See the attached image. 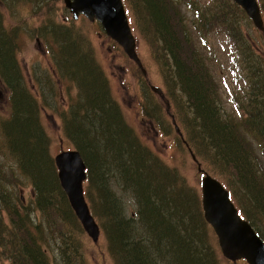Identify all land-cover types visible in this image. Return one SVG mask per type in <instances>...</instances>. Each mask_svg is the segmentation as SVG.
I'll return each instance as SVG.
<instances>
[{"label": "trees", "instance_id": "trees-1", "mask_svg": "<svg viewBox=\"0 0 264 264\" xmlns=\"http://www.w3.org/2000/svg\"><path fill=\"white\" fill-rule=\"evenodd\" d=\"M27 1L41 11L43 0ZM11 2L0 0V6ZM124 3L153 59L161 63L162 56L167 58L169 69L161 65V74L168 92L176 87L191 115L187 121L181 118L182 128L176 119L187 148L224 185L241 217L264 242V60L253 54L242 34L237 15L243 11L231 0L199 4L205 11L195 0ZM186 9L193 13L187 20L182 12ZM3 20L0 13V83L9 95V116L0 118V137L20 173H8L0 163V264H51L46 255L50 240L56 246L53 264H89L83 247L91 241L60 186L49 155L51 140L41 125L40 112L50 104L45 93L37 99L27 88L17 59L20 33L5 28ZM215 28L239 53L247 73L239 120L224 114L212 72L195 45L194 34L202 40ZM53 30L55 38L66 41L59 50L66 56L57 59L56 77L77 90L64 134L86 165L87 187L94 193L87 201L113 264H217L206 240L198 191L126 125L92 51ZM45 74L50 82L52 77ZM177 141L185 147L180 138ZM22 180L31 185V208L41 213L40 221L23 212V198L13 191ZM113 181L134 198L132 215L125 214L115 197Z\"/></svg>", "mask_w": 264, "mask_h": 264}, {"label": "rangeland", "instance_id": "rangeland-1", "mask_svg": "<svg viewBox=\"0 0 264 264\" xmlns=\"http://www.w3.org/2000/svg\"><path fill=\"white\" fill-rule=\"evenodd\" d=\"M10 1L12 2L6 6H0V13L4 18L5 28L18 29L17 32L20 33L22 47L20 53L17 54V59L27 88L37 99H41L39 95L42 92L45 93L50 104L45 110H41L40 118L45 134L51 140L49 155L53 161L60 151L74 149L73 144L66 139L64 128L65 122L71 119L70 101L76 100L77 97V90L75 85L72 86L73 83L56 77L58 75L57 59L66 56L65 53L60 55L59 50L66 41L60 37H54V34L51 33L54 28V30L67 33L70 40H78L81 46L83 44L82 48L92 51L93 60L106 74L111 95L118 103L126 125L154 156L167 166L175 168L186 184L198 191L200 198L202 175L197 172L196 164L192 162L186 147L178 145L177 138L179 137L167 114L166 104L150 90V87L159 88L163 92L169 104V112L173 116L176 113V118L175 116L174 118L175 121L177 119L180 128L183 125L181 118L184 121L191 119L190 112L185 108L184 98L176 87L168 92V82L164 81L161 74V65H165L169 69L167 58L162 56L161 63L153 59L147 43L139 34L134 17L130 13L127 14L131 31L136 39V54L145 75L141 73V69L134 62L124 55L120 48L110 42L98 23L89 22L83 16L73 20L72 15L64 7L63 0H43L41 11L34 7L33 2L27 0L26 2L22 0ZM195 1H198L197 6L200 11H205L201 6L210 5L215 0ZM216 2H220V0H216ZM187 11V9L182 11L186 20L193 16L192 12ZM261 11L264 21V0H261ZM33 16L36 17L33 18ZM237 17L241 24L242 34L250 42L253 54L264 60L263 34L254 28L244 13L243 15L238 14ZM213 30L207 33L202 40L197 39L194 34L195 45L205 57L212 72L224 114L232 117L233 120L234 118L239 120V112L242 109L244 94L248 86L247 73L243 70L239 53L223 36L222 30L219 28ZM45 72L52 77L50 82H48ZM50 83L52 88L48 90ZM8 96L5 87L0 83V118L9 116ZM0 163L4 164L8 173L9 171H13L14 175L20 173L17 162L7 153L1 137ZM200 163L201 169L210 175L207 170L209 167L203 162ZM115 171H111L114 177ZM22 182L24 183L18 185L13 191L23 198L25 207L23 212L28 213L30 219L35 222L40 221L41 213L37 209L31 208L33 199L31 185L27 180H22ZM88 188L90 189L86 185L85 192ZM123 188L117 181H113L115 197L122 202L125 214L130 216L136 211V204L128 189L124 188L126 192L120 190ZM93 194V190L90 189V194L86 195L88 200ZM2 218L5 219L4 213ZM205 232L208 245L215 251L217 264H247L244 261L235 263L227 261L222 257L217 238L207 224ZM49 244L50 246L46 248V255L50 263L53 264L56 246L51 240ZM84 249L85 258L89 264H113L101 236L97 244L91 242L89 244L87 240Z\"/></svg>", "mask_w": 264, "mask_h": 264}, {"label": "water", "instance_id": "water-1", "mask_svg": "<svg viewBox=\"0 0 264 264\" xmlns=\"http://www.w3.org/2000/svg\"><path fill=\"white\" fill-rule=\"evenodd\" d=\"M233 1L244 10L253 26L264 36V25L257 1ZM63 3L74 20L79 15H83L90 22L96 20L105 35L121 47L125 55L141 69L135 52V39L128 26L121 0H63ZM142 73L145 75L144 70ZM151 90L162 97L158 88L151 87ZM172 124L182 139L173 117ZM182 141L185 144L184 140ZM188 151L196 164L197 172L202 175L200 197L203 219L213 230L222 257L232 263L243 260L247 264H264V242L239 215L222 183L205 173L191 150ZM54 164L60 186L76 219L92 243H97L100 230L83 196L86 167L79 152H61L54 157Z\"/></svg>", "mask_w": 264, "mask_h": 264}, {"label": "flooded vegetation", "instance_id": "flooded-vegetation-1", "mask_svg": "<svg viewBox=\"0 0 264 264\" xmlns=\"http://www.w3.org/2000/svg\"><path fill=\"white\" fill-rule=\"evenodd\" d=\"M80 17V16H79ZM59 79V78H58Z\"/></svg>", "mask_w": 264, "mask_h": 264}]
</instances>
